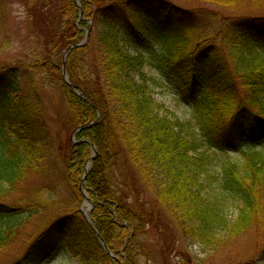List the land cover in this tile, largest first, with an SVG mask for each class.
I'll return each mask as SVG.
<instances>
[{
  "label": "trees",
  "instance_id": "trees-1",
  "mask_svg": "<svg viewBox=\"0 0 264 264\" xmlns=\"http://www.w3.org/2000/svg\"><path fill=\"white\" fill-rule=\"evenodd\" d=\"M50 6L40 34L45 57L0 72V249L35 221L21 264H39L60 245L83 264H166V209L183 237L208 253L264 226V15L205 18L169 0ZM88 32L65 65L83 97L64 82L56 57ZM157 47L155 65L181 90L187 118L162 114L153 97L145 67ZM55 83L71 128H81L75 145L56 139L38 94ZM92 144L97 154L84 180L90 221L80 184ZM32 176L44 182L3 200ZM229 198L240 202L233 220Z\"/></svg>",
  "mask_w": 264,
  "mask_h": 264
},
{
  "label": "rangeland",
  "instance_id": "rangeland-1",
  "mask_svg": "<svg viewBox=\"0 0 264 264\" xmlns=\"http://www.w3.org/2000/svg\"><path fill=\"white\" fill-rule=\"evenodd\" d=\"M53 1L55 0H0V72L4 73V66L8 65H15L23 70L28 68L30 66L29 64L45 57L46 51L41 45L42 37L40 34L42 30H44L46 24L45 18L47 14L51 12L50 3H53ZM74 1L76 3V0ZM169 1L183 8L194 10L205 18L209 14L210 18L211 16H229L231 20L251 15H264V1L229 0L228 5L210 0ZM40 3L49 5V8L41 11L39 7ZM76 5L81 8V0L79 5L77 3ZM33 8H36L35 12ZM80 17L83 19L82 13H80ZM86 37L87 35L84 39ZM84 39L79 42H82ZM65 51L58 54L56 57L59 73L63 80V66L66 70V58L71 52L70 51L65 58ZM159 53L160 50L157 47L151 54H148V64L145 67V72L152 78L153 97L161 104L162 114L168 116H173L175 114L178 117L187 118L191 113V109L188 102L184 100L181 90L169 75L158 69L155 65V58ZM86 58H88L87 54ZM66 74L68 75L67 70ZM68 78L70 80L69 75ZM64 82L68 84L65 80ZM70 83L74 85L71 81ZM75 87L76 88H71L79 94L80 88L78 86ZM37 89L46 108V118L50 129L54 133L56 139L60 142H65L70 138L72 144L75 145L78 141L76 139V134L73 138L74 141H72V134L77 128H71L69 122L70 112L63 88L55 83L53 85L47 84L44 87L40 85ZM232 154H235V160L239 156L234 152ZM224 157L226 158L225 155ZM43 182L44 180L42 178L32 176L26 182L19 185L21 191L9 192L3 200H5V202H11L23 197L28 190L40 186ZM84 182L83 189L86 191ZM81 186L82 183L80 184V190L82 191ZM86 203L87 200L85 196L82 210L86 218L91 221V211L94 208V203L92 201L93 208L91 211H88V213L84 211L87 208ZM239 205L240 202L236 198L228 199L227 212L230 220L236 217ZM34 223L35 221L24 223L21 227H17L16 231L14 230V235L9 240H6L4 248L0 249V264H21L29 249L28 244L34 231ZM263 249L264 226L254 225L249 231L236 237L233 241H230L224 248L218 251H211L210 253L205 252L202 246L183 237L166 209V252L164 254L166 257V264H242L248 262L264 264ZM39 264L83 263L79 259L68 254L63 245H60L58 251L51 258L43 260ZM149 264L154 263L151 261Z\"/></svg>",
  "mask_w": 264,
  "mask_h": 264
},
{
  "label": "water",
  "instance_id": "water-1",
  "mask_svg": "<svg viewBox=\"0 0 264 264\" xmlns=\"http://www.w3.org/2000/svg\"><path fill=\"white\" fill-rule=\"evenodd\" d=\"M76 3L79 5L80 0H76ZM89 35H90V32L87 33V37H86L82 42H79V43H76V44L71 45L70 48L67 49V50L65 51V58H66V56L69 54V52H70L73 48L78 47V46H83V45H85V44L88 42ZM63 77H64V80H65V81H66V82H67L72 88H76L74 85H72V84L70 83L69 78H68V75L66 74V70L64 69V66H63ZM79 94H80L81 96L84 97V93H83L82 91H80ZM80 129H81V128L79 127V128H78L77 130H75V132L72 134V141H74L73 138H74L75 134H76ZM92 148H93V152H94V154L92 155V157L90 158V160H89V161L87 162V164H86V173H85V176H84V178H83V180H82V186H81V189H82L84 195L86 196V200H87V203H86L87 208L84 210L85 212L91 211V209L93 208V203H92L91 199H90L89 196L87 195L86 191L83 189V182H84V180H85V178H86L87 173L89 172V169H90V162L92 161V159H93V158L96 156V154H97L96 147H95L93 144H92ZM88 217H90V216H88ZM89 219H90V218H89ZM94 229H95V231L97 232V235L99 236V238H100V240H101V242H102L104 248L106 249V251H107L111 256H114V255L108 250V248H107V246H106V244H105L103 238H102L101 235L99 234V230H98V228H97V227H94Z\"/></svg>",
  "mask_w": 264,
  "mask_h": 264
},
{
  "label": "bare ground",
  "instance_id": "bare-ground-1",
  "mask_svg": "<svg viewBox=\"0 0 264 264\" xmlns=\"http://www.w3.org/2000/svg\"><path fill=\"white\" fill-rule=\"evenodd\" d=\"M70 81V80H69ZM88 213V212H87Z\"/></svg>",
  "mask_w": 264,
  "mask_h": 264
}]
</instances>
